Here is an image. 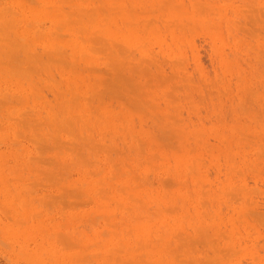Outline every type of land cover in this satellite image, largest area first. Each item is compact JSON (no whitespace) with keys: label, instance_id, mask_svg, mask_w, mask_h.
Returning a JSON list of instances; mask_svg holds the SVG:
<instances>
[{"label":"rangeland","instance_id":"374dc122","mask_svg":"<svg viewBox=\"0 0 264 264\" xmlns=\"http://www.w3.org/2000/svg\"><path fill=\"white\" fill-rule=\"evenodd\" d=\"M0 264H264V0H0Z\"/></svg>","mask_w":264,"mask_h":264},{"label":"bare ground","instance_id":"6f19581e","mask_svg":"<svg viewBox=\"0 0 264 264\" xmlns=\"http://www.w3.org/2000/svg\"><path fill=\"white\" fill-rule=\"evenodd\" d=\"M121 6H123V5H121ZM124 8V7H123ZM122 14V13H121Z\"/></svg>","mask_w":264,"mask_h":264}]
</instances>
